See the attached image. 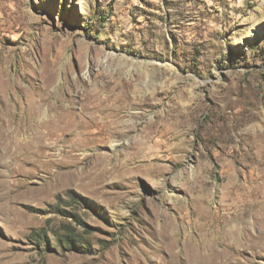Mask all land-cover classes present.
<instances>
[{
	"label": "rangeland",
	"instance_id": "374dc122",
	"mask_svg": "<svg viewBox=\"0 0 264 264\" xmlns=\"http://www.w3.org/2000/svg\"><path fill=\"white\" fill-rule=\"evenodd\" d=\"M0 264H264V0H0Z\"/></svg>",
	"mask_w": 264,
	"mask_h": 264
},
{
	"label": "bare ground",
	"instance_id": "6f19581e",
	"mask_svg": "<svg viewBox=\"0 0 264 264\" xmlns=\"http://www.w3.org/2000/svg\"><path fill=\"white\" fill-rule=\"evenodd\" d=\"M116 84H118V83H116ZM123 84H121L119 86H109L110 83H109V85H108V83H106V84L102 83L100 88H97L96 91H94V89H92V92L90 90V92L87 93V95L85 97V100H88L89 103L91 104L90 108H96V110L94 112H96L98 114V116L101 117V121L98 120L99 122H97L96 115L94 114L93 116L90 117L89 120H87V122L88 123L91 122V123H94V124H98V123L101 122L103 124L102 127L103 128L105 127V129L108 130V136L113 134V131H111L109 129L110 127L107 128L106 122H103L102 119L103 118H108V119H110V121H115L117 119V117L119 116L118 115V111H117L118 108L120 106H123V105L126 106V104L129 103L128 100H130V94L134 90L133 89L134 84H133V82L131 80L130 81L128 80L125 85H123ZM48 86L49 85L47 84L45 91L47 90ZM100 95H101V98L98 99V96H100ZM44 96H45L44 91L38 93V111H40L41 107L43 106V103H45L46 97H48V96H46V97H44ZM139 102H138V104H140ZM134 103H135V101H134ZM132 104H133V102H132ZM141 104L143 105V104H145V102L142 101ZM176 105H178V104H176ZM176 105H173V107H170V109L165 113V117L174 116V117H176L178 119L186 118L188 113H189V111L183 112V111H181L179 109V106H176ZM40 126H43V122H41ZM87 127H88V125L86 126V125H82V124L80 125L79 124V132L85 136L86 140L91 141V136H93V133L86 132L85 129ZM82 129L85 132L81 131ZM47 132L41 133L39 138H38V148L42 152H44L46 150L45 141L48 138H53L54 134H55L53 130H48ZM225 137H226V135H225ZM248 151H250V147L248 148L247 152Z\"/></svg>",
	"mask_w": 264,
	"mask_h": 264
}]
</instances>
